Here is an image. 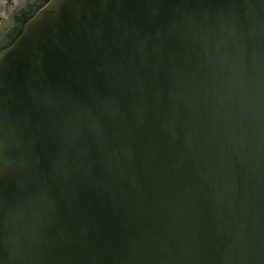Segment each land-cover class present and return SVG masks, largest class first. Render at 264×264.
Segmentation results:
<instances>
[{
  "label": "water",
  "instance_id": "water-1",
  "mask_svg": "<svg viewBox=\"0 0 264 264\" xmlns=\"http://www.w3.org/2000/svg\"><path fill=\"white\" fill-rule=\"evenodd\" d=\"M0 264H264V0H50L0 53Z\"/></svg>",
  "mask_w": 264,
  "mask_h": 264
},
{
  "label": "flooded vegetation",
  "instance_id": "flooded-vegetation-1",
  "mask_svg": "<svg viewBox=\"0 0 264 264\" xmlns=\"http://www.w3.org/2000/svg\"><path fill=\"white\" fill-rule=\"evenodd\" d=\"M50 0H0V53L13 45Z\"/></svg>",
  "mask_w": 264,
  "mask_h": 264
}]
</instances>
